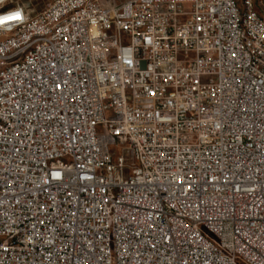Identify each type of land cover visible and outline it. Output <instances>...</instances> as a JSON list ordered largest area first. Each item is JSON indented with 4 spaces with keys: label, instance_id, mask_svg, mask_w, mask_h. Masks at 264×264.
<instances>
[{
    "label": "built area",
    "instance_id": "built-area-1",
    "mask_svg": "<svg viewBox=\"0 0 264 264\" xmlns=\"http://www.w3.org/2000/svg\"><path fill=\"white\" fill-rule=\"evenodd\" d=\"M9 1L0 61L27 46L14 38L30 18L80 0L35 15ZM0 264H264V27L249 1H98L40 33L28 67L0 76Z\"/></svg>",
    "mask_w": 264,
    "mask_h": 264
},
{
    "label": "bare ground",
    "instance_id": "bare-ground-1",
    "mask_svg": "<svg viewBox=\"0 0 264 264\" xmlns=\"http://www.w3.org/2000/svg\"><path fill=\"white\" fill-rule=\"evenodd\" d=\"M70 1V0H63ZM98 1L108 0H80L74 2L71 8H65L62 14L55 15L50 21L47 19L31 18L29 27L31 32H20V35L15 36L14 45L24 46V50L17 52L14 55V46H6V54L0 61V76H7L12 73V67L16 65V72H23L29 65V60L34 53L37 52V44H40V33L51 34L61 32L72 21L75 16L84 13L85 10L97 4ZM249 1V9L252 16H256V21L264 27V13H261L259 3H264V0H229L230 7L240 8L242 3ZM242 36H249V29H242ZM30 41V44H28ZM119 92V82H111L110 93ZM217 124H208V132H216ZM174 215H181V208H174ZM219 251V238H211V244L207 248V257H215V252Z\"/></svg>",
    "mask_w": 264,
    "mask_h": 264
},
{
    "label": "rangeland",
    "instance_id": "rangeland-1",
    "mask_svg": "<svg viewBox=\"0 0 264 264\" xmlns=\"http://www.w3.org/2000/svg\"><path fill=\"white\" fill-rule=\"evenodd\" d=\"M23 5L31 15H35L38 12L45 9V7L53 0H17ZM121 2L124 0H116ZM16 0H10L6 5V8H11L15 4ZM31 19V18H30Z\"/></svg>",
    "mask_w": 264,
    "mask_h": 264
},
{
    "label": "snow or ice",
    "instance_id": "snow-or-ice-1",
    "mask_svg": "<svg viewBox=\"0 0 264 264\" xmlns=\"http://www.w3.org/2000/svg\"><path fill=\"white\" fill-rule=\"evenodd\" d=\"M20 18V13L17 12L14 15H12V17L8 18V20H15V19H19ZM5 21L4 18H0V23H3Z\"/></svg>",
    "mask_w": 264,
    "mask_h": 264
},
{
    "label": "clouds",
    "instance_id": "clouds-1",
    "mask_svg": "<svg viewBox=\"0 0 264 264\" xmlns=\"http://www.w3.org/2000/svg\"><path fill=\"white\" fill-rule=\"evenodd\" d=\"M3 18H4L5 20H7V19H8V16H4Z\"/></svg>",
    "mask_w": 264,
    "mask_h": 264
}]
</instances>
